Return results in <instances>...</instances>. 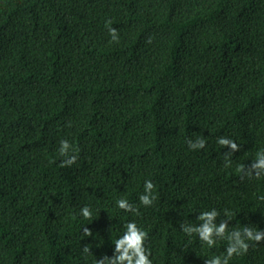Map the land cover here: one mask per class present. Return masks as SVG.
Masks as SVG:
<instances>
[{"label":"trees","instance_id":"1","mask_svg":"<svg viewBox=\"0 0 264 264\" xmlns=\"http://www.w3.org/2000/svg\"><path fill=\"white\" fill-rule=\"evenodd\" d=\"M261 150L264 0H0V264H96L130 221L152 264L223 258L227 239L181 225L215 209L264 231V176L245 174ZM248 243L229 264H264Z\"/></svg>","mask_w":264,"mask_h":264},{"label":"clouds","instance_id":"2","mask_svg":"<svg viewBox=\"0 0 264 264\" xmlns=\"http://www.w3.org/2000/svg\"><path fill=\"white\" fill-rule=\"evenodd\" d=\"M110 23V22H109ZM109 34L112 40H118V33L115 28H109ZM150 42V41H149ZM220 145L228 147L230 151L224 153V159L230 162V157L235 151L239 150V145L229 138L220 137L217 141ZM187 143L192 149H202L205 147V140L198 138L195 142L188 140ZM72 145L67 140L60 141L59 154L65 159L62 161L61 166H71L76 162L77 156L72 154ZM240 171H244V166H240ZM255 173L257 178L264 176V150L258 151L255 160L245 173L252 176ZM154 184L152 181L147 180L144 183V193L139 196V201L144 206H150L155 197L152 195ZM117 206L126 212H135L139 214L138 208L134 207L127 199L117 200ZM81 215L85 219L91 218L90 209L85 206L80 210ZM225 215H228L226 212ZM218 212L215 209L204 211L199 214L197 219L201 222L197 225L182 224L181 229L183 232L191 236L197 234L199 239L206 243L209 247L214 246L217 239H227L228 247L226 248V255L215 256L205 261V264H229V260L234 254L246 253L249 248V241L260 243L264 241V231H256L247 226L241 230H233L228 232L227 220L221 221L218 225L215 223ZM83 232L86 236H91L92 232L84 227ZM147 238V233L139 228L133 221L126 223L125 231L122 236L117 238L114 242V254L112 257L105 255L102 259H97L96 264H152L150 259L151 252L144 244ZM85 253L90 250L85 247Z\"/></svg>","mask_w":264,"mask_h":264}]
</instances>
